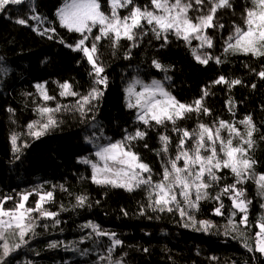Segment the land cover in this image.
<instances>
[{"label": "trees", "instance_id": "1", "mask_svg": "<svg viewBox=\"0 0 264 264\" xmlns=\"http://www.w3.org/2000/svg\"><path fill=\"white\" fill-rule=\"evenodd\" d=\"M65 1L25 0L0 12V201L10 209L21 193L32 192L28 206L34 207L38 199L36 189L51 191L53 199L45 207L58 213L55 221H59L57 224L53 219H40L36 234L26 237L28 242L7 258L8 264H107V260L101 261L99 257L108 255L112 241L84 227L89 223L106 233H115V238L122 243L114 248L111 259L121 260L122 264H264V256L249 251L242 243L247 239L249 245L255 247L253 237L259 231L255 225L264 216L261 207L264 196L254 179L237 185L251 201L249 227L239 224L242 213L236 212L232 201L223 195V215L214 214L219 204L211 198L200 201L199 209L192 210L197 221L213 223L206 233L185 227L190 222L175 209L159 212L149 208L146 186L127 192L93 183L89 167L79 161L85 156L93 158L98 146L126 142L124 137L134 135L139 129L146 132V136L131 141L129 147L151 168L153 181L163 178L164 167H170L168 160L177 154L182 133L173 131L170 122L162 125L152 122L151 127H146L137 120L135 110L127 107L125 88L134 78H142L160 81L166 91L184 104H192L201 98L202 90L207 89L209 95L204 97L203 103L211 114L190 113L186 119L177 121L180 129L198 130L200 123L212 126L224 120L244 131V126L238 122L251 116L257 131L249 155L256 161L253 171L264 174V79L257 75L264 70V57L224 53L225 41L233 34L234 25L243 26L245 8L252 6L250 0H230L231 7L219 9L214 19L216 25L223 27L206 31L213 47L199 49V52L219 57L223 61L220 64L215 59L207 65L198 63L191 51L199 48L197 41L187 44L169 34L165 43L164 38L157 39L147 25L136 37L135 46L132 41L122 39L113 48L110 39L101 40L98 55L104 68L102 75L107 78L106 87L94 85V77L89 75L92 68L83 52L66 46L75 45L81 35L60 25L56 13ZM98 2L107 14L108 0ZM188 2L193 4L189 11L191 16L197 11V5L194 0ZM134 5L150 8L151 0H134ZM205 5L209 6L208 0L200 6ZM200 12L204 14V10ZM32 15L40 16L42 22L30 20ZM17 19H24L27 24H17ZM33 28L40 32L45 28L54 31L40 35ZM92 42L93 39L85 44L90 47ZM154 60L162 69L153 66ZM220 76L239 79L242 83L231 90L225 84H213ZM64 82L81 96L87 95L93 87L99 88L103 95L93 101L90 110L82 116L75 107L78 96H59V85ZM37 84H44L48 95L54 99L43 101ZM229 100L234 103L231 111ZM45 104L51 108L58 104L62 107L54 114L57 125L36 139L28 134L27 125L40 119L36 109ZM13 134L18 136V153L12 149ZM221 134L228 135L226 131ZM161 135L170 141L167 154L161 151ZM234 143L239 141L234 140ZM191 144L187 141L188 147ZM178 164L182 166L183 161ZM218 175L223 179L208 189L210 197L235 181L228 169H222ZM80 196L87 197L83 207L76 206V198ZM5 197L12 199L5 201ZM232 212H236L234 223L239 231L228 230L225 235ZM53 242L57 247H49Z\"/></svg>", "mask_w": 264, "mask_h": 264}, {"label": "snow or ice", "instance_id": "2", "mask_svg": "<svg viewBox=\"0 0 264 264\" xmlns=\"http://www.w3.org/2000/svg\"><path fill=\"white\" fill-rule=\"evenodd\" d=\"M24 2L25 0H0V12L9 5H20ZM194 2L197 6L204 4V0H194ZM108 3L111 8L110 15L102 11L98 0H66L64 6L59 8L56 13L61 27L81 35V39L75 45L66 46L71 47L73 51L83 52L91 65L92 71L89 75L94 77V85L107 86V78L102 75L104 68L99 63V42L103 39H110L113 48H115L120 40L127 39L132 41L135 46L136 37L142 34L145 25L151 29L157 39L163 37L165 43H167L169 34H174L187 44H191L192 39L198 40L199 48H192L191 51L195 60L202 65H207L212 59H215L217 64L223 62L219 57L213 58L211 55L200 53L199 49H203L205 46L213 47L212 39L206 34V31L217 26L223 27V25H216L214 19L219 9L231 7L230 0H208L211 5L209 11L197 16L195 20L189 15L193 4L188 0H151V8L135 6L134 0H108ZM250 3L252 6L245 8L243 26L234 25L233 34L225 41L224 53L251 55L254 58L264 57V0H250ZM130 5L132 7L127 15L121 16L118 13V9L129 8ZM29 19L42 22V18L38 15H32ZM15 22L20 25L27 24L24 19H17ZM97 27L99 34H93V29ZM33 31L45 35L54 30L45 28L43 32H40L38 28H33ZM90 35L93 36V42L89 47L85 42L89 40ZM51 38L49 36V39ZM61 43L64 42L61 41ZM153 66L162 69V65L155 60ZM257 75L264 79V70L258 72ZM241 83L242 81L239 79L228 80L224 76L213 81V84L227 85L229 90ZM137 85L140 87L139 91L136 90ZM59 87L62 97H79L75 107L82 116L90 110L92 102L103 95V92L97 87L91 88L87 95L83 96L74 92L68 82L60 84ZM252 87L254 88L255 85ZM36 88L43 101L54 99L48 95L44 84H37ZM202 91L201 98L196 99L192 104H184L166 91L162 83L157 80H153L150 84L134 80L125 89L127 107L137 109L136 118L139 122L146 127H151L152 122L155 125L170 122L173 125V131L182 133L177 145V154L174 159L168 160L170 167H164L163 178L160 181H153L151 168L142 162L139 155L132 151L126 143L121 141L99 147L95 152L98 160L103 162L102 166L87 159L81 162L91 164L92 182L95 184L122 188L127 192H133L141 186H146L149 208L159 212H172L175 209L182 218L186 216L190 222L185 224V227H191L197 231L207 233L214 225L208 220L197 221L192 215V210L199 209L200 201L211 198L219 204L214 208V214L223 215L224 205L221 197L227 195L232 201V208L236 212L242 213L239 224L247 228L249 227L248 206L251 201L246 199L245 190L237 185L254 179L261 196H264V174H256L253 171L256 161L249 155L254 147L253 137L257 128L251 116H245L238 122L244 126V131H241L235 123L224 120H219L212 126L200 123L197 125L198 130L189 131L178 128L177 121L186 119L190 113L211 114L210 109L203 103L204 97L208 96L209 92L206 89ZM228 105L231 111L234 103L229 100ZM61 107L59 104L56 108L48 107L46 104L38 107L36 111L40 119L27 125L28 134L39 139L49 129L55 127L57 120L54 114L59 112ZM222 131H226L228 135L223 136ZM146 134L138 129L134 135H126L124 141L130 143L137 139H144ZM17 139L16 134L11 136L14 153L20 151ZM159 139L162 142L161 151L167 154L169 138L161 135ZM189 140L192 142L191 147L187 146ZM234 140H238L239 143H234ZM24 147H27V144ZM181 160L183 161L182 166L178 164ZM222 169L230 170L235 181L225 185L215 197H210L208 189L223 179L218 175ZM145 173L148 175L145 176ZM35 194L38 199L35 201L34 207L28 206L29 197L33 195L32 192L21 193L19 200L15 201L10 209L4 207V201H0V264H8L7 258L28 242L26 237L36 234L35 229L38 227L40 219H53L55 223H59V221H55L58 213L51 212L45 207L52 201L53 192H41L38 188L35 190ZM9 199L12 197L4 198L5 201ZM76 199V206L83 207L87 197L80 196ZM261 207L264 208V204ZM236 212H232L229 216L225 235L228 234V230L239 231L238 226L234 223ZM141 214H143V208ZM84 227L91 228L96 236H108L112 241V246L108 248V255L99 257L101 261L107 260V264H122L121 260L112 261L111 259L114 248L122 243L115 238V233H106L91 223ZM255 227L259 229L253 237L255 247L249 245L247 239L242 243L249 251L258 252L264 256V216L257 221ZM241 235H243L242 232ZM10 238H12L11 243ZM49 247L55 248L57 243L53 242Z\"/></svg>", "mask_w": 264, "mask_h": 264}, {"label": "rangeland", "instance_id": "3", "mask_svg": "<svg viewBox=\"0 0 264 264\" xmlns=\"http://www.w3.org/2000/svg\"><path fill=\"white\" fill-rule=\"evenodd\" d=\"M66 2V1H65ZM65 4V3H64ZM64 6V5H63ZM62 6V7H63ZM209 7V8H208ZM210 7H211V5L209 4V6H207V5H205L204 7L202 6H196V10L197 9H199V10H197L195 13H193L192 15H191V17H193V20H195V18L197 17V16H199V15H201V10H204V13L207 11H209L208 9H210ZM151 8V7H150ZM128 12H129V9L128 8H120V9H118V13L121 15V16H124V15H127L128 14ZM206 12V13H207ZM108 15H110L111 14V8H110V6H109V10H108V13H107ZM203 14V13H202ZM93 34H99V30H98V27L97 28H94L93 29ZM171 35H173V36H175L174 34H171ZM176 37V36H175ZM89 38H90V40H88V42H90L92 39H93V36L92 35H90L89 36ZM192 40H195V41H197V44H198V46H199V41L198 40H196V39H192ZM205 48H207L206 46L203 48V49H205ZM134 80H140V81H143L145 84H150L153 80H144V79H142V78H134L129 84H131ZM129 86V85H128ZM127 86V87H128ZM126 87V88H127ZM125 88V89H126ZM136 90L137 91H139L140 90V87H139V85H137V88H136ZM205 90V89H204ZM207 90V89H206ZM60 91H61V89H60V87H59V96H60ZM125 92V91H124ZM202 95H203V91H202ZM202 95H201V97H202ZM60 97H62V96H60ZM63 97H68V96H63ZM42 99V98H41ZM125 101H126V93H125ZM127 104V103H126ZM134 110H135V113H137V109H135V108H133ZM124 143H126L127 145H128V147H129V143L128 142H124ZM106 145H108V144H106ZM106 145H104V146H106ZM99 147H103V146H98L97 147V149L94 151V155H93V158H89V157H81L80 159H79V161L81 162L82 160H84V159H87V160H89V161H91L92 163H98V164H100V166H102V163L103 162H101V161H99L98 160V157L95 155V152L99 149ZM85 164V163H84ZM88 167H89V169H90V172H91V180H92V168H91V164H86ZM146 174V173H145ZM144 174V175H145Z\"/></svg>", "mask_w": 264, "mask_h": 264}]
</instances>
